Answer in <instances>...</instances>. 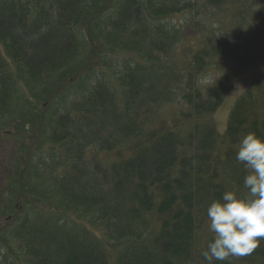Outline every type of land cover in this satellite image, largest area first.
<instances>
[{
	"label": "trees",
	"instance_id": "16d2710c",
	"mask_svg": "<svg viewBox=\"0 0 264 264\" xmlns=\"http://www.w3.org/2000/svg\"><path fill=\"white\" fill-rule=\"evenodd\" d=\"M230 2L0 0V141L19 143L0 264H206V209L246 193L236 149L264 138V78L223 136L213 115L233 77L198 82L222 59L240 73L264 60V3L231 10L219 36L199 28L183 69L171 57L185 39L175 17ZM230 264H264V240Z\"/></svg>",
	"mask_w": 264,
	"mask_h": 264
},
{
	"label": "clouds",
	"instance_id": "9594fccd",
	"mask_svg": "<svg viewBox=\"0 0 264 264\" xmlns=\"http://www.w3.org/2000/svg\"><path fill=\"white\" fill-rule=\"evenodd\" d=\"M236 160L244 165L246 175L240 195L225 191L206 209L208 231L213 239L201 250L206 264L229 262L254 251L264 240V138L254 132L242 136Z\"/></svg>",
	"mask_w": 264,
	"mask_h": 264
},
{
	"label": "rangeland",
	"instance_id": "374dc122",
	"mask_svg": "<svg viewBox=\"0 0 264 264\" xmlns=\"http://www.w3.org/2000/svg\"><path fill=\"white\" fill-rule=\"evenodd\" d=\"M264 3V0H231L230 4L226 7L220 9L209 8L208 12L201 14V12H193L192 14H181L178 17H175L178 22L183 26V33L185 39L183 42L176 48V51L172 55L171 59L172 66L183 69L184 63L187 62V58L183 54L190 52L191 49L199 47L203 36L205 33L201 32L199 28L210 29V31H216L219 34H224L228 27L225 26L228 16L233 12L237 11H248L249 8L259 6ZM203 7V6H202ZM207 10V8L205 9ZM190 23V24H187ZM224 26L226 27L224 29ZM264 51V48L262 49ZM220 68L218 70L211 69L207 74L199 80V87L205 88L209 86L210 83L218 80L226 73H230L233 77L234 87L225 97L221 107L213 115L214 122L217 127V132L220 136H223L227 130L228 120L231 111L237 100L245 94L250 87L259 80L264 78V60L253 69L240 73L234 66L228 61L222 59L219 62ZM181 101L176 104L169 106V111L171 117L174 114L173 110L181 106ZM26 126H24L25 128ZM5 129L0 127V130ZM28 137L27 135H25ZM31 143V142H29ZM18 141L14 138V135H7L3 141H0V228L2 213L5 211V199L3 198V191L5 190V184L7 180L5 178L13 171L15 159L18 156ZM92 231L99 237H103L102 233L98 229H92ZM15 247V246H14ZM9 256L12 257V253L9 252ZM22 258V262L25 260V257L22 254L18 255Z\"/></svg>",
	"mask_w": 264,
	"mask_h": 264
}]
</instances>
